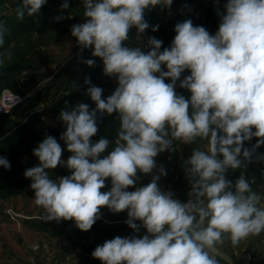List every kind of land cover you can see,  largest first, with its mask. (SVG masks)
Instances as JSON below:
<instances>
[{
    "label": "clouds",
    "instance_id": "obj_1",
    "mask_svg": "<svg viewBox=\"0 0 264 264\" xmlns=\"http://www.w3.org/2000/svg\"><path fill=\"white\" fill-rule=\"evenodd\" d=\"M46 2L20 0L17 18L39 13ZM172 2L82 0L85 22L72 25L71 35L81 51L91 49L102 59L104 74L118 86L102 98L103 89L86 78L85 95L95 108L65 102L58 116L66 129L60 140L71 155L63 160L64 148L49 135L33 149L38 166L24 172L32 181V202L47 221L71 220L87 232L107 207L127 211L124 223L135 232L146 229L142 238L117 236L97 246L91 255L101 264H220L226 243L238 247L264 233V191L253 190L243 171L235 182L226 178L229 170L246 168L264 145V0H227L214 35L188 19L175 25L176 35L163 51L155 37H149L147 53L125 45L131 28L138 38L149 28L146 9ZM68 7L64 0L61 8ZM4 33L0 25V47ZM11 58V52L0 53V67ZM186 70L190 75L181 78ZM177 84L190 99L176 92ZM98 113L118 115L114 142L93 141ZM254 137L256 144L245 147ZM204 141L183 161L187 202L160 189L163 167L138 186V173L152 174L158 154ZM0 166L11 167L5 157ZM58 166L71 174L51 179ZM109 178L111 188L101 191Z\"/></svg>",
    "mask_w": 264,
    "mask_h": 264
},
{
    "label": "rangeland",
    "instance_id": "obj_2",
    "mask_svg": "<svg viewBox=\"0 0 264 264\" xmlns=\"http://www.w3.org/2000/svg\"><path fill=\"white\" fill-rule=\"evenodd\" d=\"M196 0H173L170 7L157 5L145 10L144 19L148 14L153 17H172L179 11H189L190 19L195 26L205 27L210 34L218 31L220 15L227 0H207L211 6L213 18L206 17L207 9L194 8ZM20 0H0V25L5 29L4 45L0 47V53L11 52V60L5 59V64L0 67V93L9 89L18 93L31 92V97L7 113L12 120H23L32 113H37L41 121L54 129L53 133L41 130L40 138L26 153L13 159L15 165L20 167L21 173L34 166H38V158L33 155V149L47 136L57 139L64 148L63 160L71 155L66 145L60 140L61 134L66 130L64 124L49 110V105L62 95L64 89L72 90L77 87L88 74H91L97 83L106 82L103 61L99 57L92 56L91 49L81 51L76 39L71 35V26L84 23L82 0H68L69 7L62 9L64 0H47L39 12L53 17H73L72 23L60 25L55 29H44L38 23H32L25 14L24 19H18L15 9ZM45 15V17H46ZM44 15H37L38 21ZM129 47H140L147 53L150 48L146 33L137 36V29L131 28L129 39L125 41ZM92 59L93 66H88L84 61ZM109 83L117 84L115 77L109 79ZM190 99L191 93L186 89L183 95ZM45 135H42L44 134ZM110 141H115L116 136L103 134ZM93 141L100 138L93 137ZM201 143L181 144L175 151H164L155 158L157 167L152 174L138 173V186L148 184L153 175H160L159 169L163 167L167 175H160L158 186L164 192L171 191L174 198L181 202H187L190 184L185 174L183 161L189 158L194 148ZM256 144L254 137L245 147L251 149ZM252 165L245 162L244 169L229 170L227 179L235 182L243 171L251 183L253 190L264 191V145L255 150L251 159ZM66 167L58 166L50 171V178L70 175ZM25 177V176H24ZM254 181V182H253ZM30 178L25 177L23 190L20 194L0 197V264H101V261L92 257V252L105 241L117 236L142 238L147 234L142 226L138 232L131 229L124 221L127 219V211L113 213L107 207L101 209V219L87 231H80L74 221H47L43 219V210L33 204L34 191L30 188ZM111 188L110 178L106 180V187L101 191ZM134 191L135 188H130ZM139 225L140 222L136 221ZM1 225L3 227L1 228ZM2 229L4 232L2 233ZM264 233L250 237L241 242L238 247H232L226 243L223 247L231 246L237 253L235 263L242 260L247 253L258 264L256 255L252 250L261 246ZM76 248V249H75ZM7 251L10 254L5 255ZM2 255V256H1ZM10 262V263H9ZM13 264V263H12Z\"/></svg>",
    "mask_w": 264,
    "mask_h": 264
},
{
    "label": "trees",
    "instance_id": "obj_3",
    "mask_svg": "<svg viewBox=\"0 0 264 264\" xmlns=\"http://www.w3.org/2000/svg\"><path fill=\"white\" fill-rule=\"evenodd\" d=\"M206 8V17L208 19L213 18L211 6L207 0H196L194 1V8ZM45 11V8L42 9ZM43 14L44 16L40 21L37 19V15ZM37 13L33 16H27L32 23H38L44 29H55L60 25L72 23L75 18L73 17H53L51 14ZM46 15V17H45ZM190 10L179 11L172 17L162 18L158 15L154 16L150 13L145 17V21L149 24V28L145 30L147 41L149 37H155L160 39L162 43L161 51L163 48L168 47L174 39L175 25L179 22L186 20V17H190ZM159 26L158 30L153 32L152 28ZM149 47V46H148ZM166 70V69H165ZM105 75V74H104ZM190 75V72L186 70L182 77ZM106 76V75H105ZM106 82L97 83L91 74H88L86 78L91 80V83L95 86H99L103 89L102 98H107L113 93L118 86L117 84L109 83V79L112 77L106 76ZM85 79L77 87L72 90L64 89V92L60 97L54 100L49 105V110L52 111L53 115L58 118L59 112L65 108V102L69 107L75 106L77 103H88L90 108H95L94 102L91 101L90 97L85 95L87 85H85ZM169 83L170 80H166ZM179 83V82H178ZM178 94L184 95L186 89H181L178 84L176 87ZM98 122V133L95 137L101 138L103 134L110 136H116L119 130V119L116 113L112 115L97 114ZM43 131L47 133H53L54 129L49 127L46 123L40 120L37 113H32L23 120H12L8 114H0V157H5L9 161L11 167L5 169L0 166V197L7 195L20 194L23 190L25 183L24 174L21 173V168L14 164L13 159L17 156L28 152L40 138ZM42 135H45L42 134ZM247 144V142L245 143ZM252 165V162H249Z\"/></svg>",
    "mask_w": 264,
    "mask_h": 264
},
{
    "label": "built area",
    "instance_id": "obj_4",
    "mask_svg": "<svg viewBox=\"0 0 264 264\" xmlns=\"http://www.w3.org/2000/svg\"><path fill=\"white\" fill-rule=\"evenodd\" d=\"M31 92L18 93L9 89H4L0 93V114H7L31 97ZM235 264H257L250 254L244 255L242 260Z\"/></svg>",
    "mask_w": 264,
    "mask_h": 264
},
{
    "label": "crops",
    "instance_id": "obj_5",
    "mask_svg": "<svg viewBox=\"0 0 264 264\" xmlns=\"http://www.w3.org/2000/svg\"><path fill=\"white\" fill-rule=\"evenodd\" d=\"M2 227H3V225H1V228ZM1 231L3 233L4 229H2ZM255 247H253L251 251H253L255 253L258 264H264V240L262 241V244L260 247H258L257 249H255ZM220 251H221V255L218 256L220 264H235V261L237 259V253H236L235 249H233L231 246H228V248L222 247ZM1 253L3 254L2 250H0V254ZM8 253L9 252L7 251V254L5 255V257L6 256L8 257L10 255ZM15 262H17V261H12L11 264L12 263L14 264Z\"/></svg>",
    "mask_w": 264,
    "mask_h": 264
}]
</instances>
